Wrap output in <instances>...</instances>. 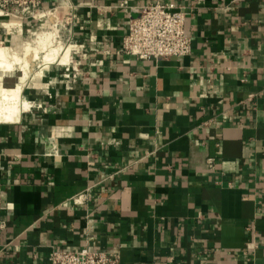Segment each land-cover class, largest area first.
<instances>
[{
    "label": "crops",
    "instance_id": "0c3cea01",
    "mask_svg": "<svg viewBox=\"0 0 264 264\" xmlns=\"http://www.w3.org/2000/svg\"><path fill=\"white\" fill-rule=\"evenodd\" d=\"M157 2L184 10L190 54L121 51L130 18ZM43 7L73 14L80 52L32 74L31 108L0 123V264L82 248L117 264H264V0ZM16 22L0 18V44L34 27Z\"/></svg>",
    "mask_w": 264,
    "mask_h": 264
},
{
    "label": "built area",
    "instance_id": "2783aa9c",
    "mask_svg": "<svg viewBox=\"0 0 264 264\" xmlns=\"http://www.w3.org/2000/svg\"><path fill=\"white\" fill-rule=\"evenodd\" d=\"M59 13L57 8H44L43 0H0V18L8 23L13 18L24 20H51V15ZM61 19L65 20L62 27L69 25V36L73 37V14L66 9ZM14 26V24H9ZM74 39V38H73ZM72 39V40H73ZM74 42V40H73ZM191 37L186 32V15L184 10H175L171 5L160 2L148 4L140 8V15L131 17L129 32L124 36L121 51L137 59L179 58L190 54ZM80 52L74 48L73 54ZM80 61L73 63V78L78 76ZM70 68H67L69 70ZM87 195L88 192H84ZM82 194L74 201L83 203ZM7 227V218L3 213V200L0 192V242L1 234ZM118 257L114 253L90 250H53L49 264H117Z\"/></svg>",
    "mask_w": 264,
    "mask_h": 264
},
{
    "label": "bare ground",
    "instance_id": "6f19581e",
    "mask_svg": "<svg viewBox=\"0 0 264 264\" xmlns=\"http://www.w3.org/2000/svg\"><path fill=\"white\" fill-rule=\"evenodd\" d=\"M12 22L14 23V21ZM17 22L21 23L18 19ZM54 34V32L47 31L36 33L33 40L23 44L21 52L15 50L14 47L0 46V71L18 70L21 73L19 76L22 77L21 83H16L12 87L4 85L0 91V123L17 122L21 114L31 108V103L23 97V89L35 70L36 62L34 63V61L39 58L40 54L46 63L61 62L66 64L70 62L71 50L67 48L63 51L61 43L54 44L56 35ZM35 74L40 75L41 73L37 71ZM25 105L29 106L27 110H25Z\"/></svg>",
    "mask_w": 264,
    "mask_h": 264
},
{
    "label": "rangeland",
    "instance_id": "374dc122",
    "mask_svg": "<svg viewBox=\"0 0 264 264\" xmlns=\"http://www.w3.org/2000/svg\"><path fill=\"white\" fill-rule=\"evenodd\" d=\"M51 20H33L34 22V27L31 28V31L29 30L28 34H25L23 36V38L19 41V43L16 46H12L11 44H0V46H11L14 47L15 50H17L18 52H21L22 48H23V44H25L26 41H31L35 38L36 33L42 32V31H47V32H54L55 34V42L54 44L57 43H61L63 46V51L67 48H69L71 50V56L74 52V42H73V37L69 36V25L67 24V28H64L61 26V24H65V20L61 19L60 13H55L51 15ZM12 21H17V19H12ZM18 23V22H16ZM39 58H36L34 63V72H32V74L36 73L37 71H40L42 69V67H44L45 65H49L52 63H46V61H44L42 59V55L40 54V56H38ZM72 58V57H71ZM43 61H42V60ZM45 62V63H44ZM57 63V62H56ZM20 71H0V91L2 90V88L5 86L7 87H12L14 86L16 83H21L22 81V77H20ZM32 74L30 75V78L32 77Z\"/></svg>",
    "mask_w": 264,
    "mask_h": 264
},
{
    "label": "clouds",
    "instance_id": "9594fccd",
    "mask_svg": "<svg viewBox=\"0 0 264 264\" xmlns=\"http://www.w3.org/2000/svg\"><path fill=\"white\" fill-rule=\"evenodd\" d=\"M28 107H29L28 105H25V110H27Z\"/></svg>",
    "mask_w": 264,
    "mask_h": 264
}]
</instances>
